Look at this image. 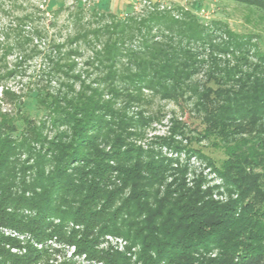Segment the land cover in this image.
Segmentation results:
<instances>
[{"label": "trees", "instance_id": "1", "mask_svg": "<svg viewBox=\"0 0 264 264\" xmlns=\"http://www.w3.org/2000/svg\"><path fill=\"white\" fill-rule=\"evenodd\" d=\"M235 1L263 12L259 30L207 26L190 8L176 17L157 6L142 17L93 15L102 22L93 28L79 5L73 33L46 56L48 84L23 92L3 83L46 30L25 31L35 22L26 14L0 32V264H45L47 250L35 244L53 238L101 264H264V0ZM84 52L75 73L72 58ZM154 98L199 120L200 128L172 122L188 145L157 143L206 160L225 199L144 147ZM202 141L222 159L192 146Z\"/></svg>", "mask_w": 264, "mask_h": 264}, {"label": "rangeland", "instance_id": "2", "mask_svg": "<svg viewBox=\"0 0 264 264\" xmlns=\"http://www.w3.org/2000/svg\"><path fill=\"white\" fill-rule=\"evenodd\" d=\"M58 5L61 6L58 14L51 12ZM79 5L84 16L83 22L93 23V28L102 23L98 17L93 15L110 16L116 13V15L123 17L126 13H130L133 16L142 17L147 11L153 10L154 6H157V10L161 11L170 9L172 15L176 17L179 12L190 8L192 13L197 15L205 25L212 26L215 21H220L238 33L253 31L254 29V31L259 30L261 27L259 18L263 15L261 10L235 0H0V32H6V28L9 26L14 27L16 25L14 18H22L26 14H31L30 16L35 19V22L27 23L23 28L25 31L31 32L32 28L37 26L46 30V36L41 40L34 38L33 44L37 46V49L32 54L30 53L29 57L23 59L24 61L17 68V73L6 79L4 85L23 92L26 86L31 85V83L48 84L49 77L47 75L50 64L46 56L53 42H62L67 35L73 33L75 13L78 11L77 6ZM76 25L79 28V21ZM224 25H218L217 35L222 34ZM221 38L225 39L226 36L221 35ZM0 39L3 40L2 33H0ZM253 42H256V40H253ZM262 44L264 47V43ZM86 54L84 52L82 57L72 58L77 64L75 73L84 69L82 64ZM221 57L223 58V56ZM203 59L205 60V58ZM6 60L10 66L15 64L19 60L18 51L14 50L9 53ZM52 85L55 88L57 87L54 82H52ZM75 88L78 89V85H75ZM3 107L9 109L8 105H3ZM136 110V107H131L129 111L134 112ZM185 110L188 109L185 108ZM148 115H155V118L145 128L142 142L144 147L146 148V144L149 142L154 150L178 162V165L186 170L187 181L190 182L193 178L199 175L202 176L203 188H211L213 198L225 199L224 183L211 170L206 160L195 153L188 152L185 147L178 150L157 143L160 138L173 137L182 145H188L184 137L172 134V122L175 119L181 120L187 122L190 127L200 128L199 120L189 117L188 112L180 109L175 102L159 100L158 98L153 99L150 108H148ZM47 134L52 135V132L47 130ZM152 141L153 143H151ZM192 146L201 148L206 156L216 162L223 157L221 151L209 146L207 141L193 142ZM173 166H176L175 163H173ZM42 248L47 250L45 264H101L95 260L85 258L84 255L75 253L73 246L58 242L54 238L46 241Z\"/></svg>", "mask_w": 264, "mask_h": 264}, {"label": "built area", "instance_id": "3", "mask_svg": "<svg viewBox=\"0 0 264 264\" xmlns=\"http://www.w3.org/2000/svg\"><path fill=\"white\" fill-rule=\"evenodd\" d=\"M19 238L20 239H23V236H19ZM108 238H109V240L111 241V242H113V244H118L119 245V247H121L122 246V243H121V241L120 240H118V239H115V238H112V237H109L108 236ZM114 239V240H113ZM119 242V243H118ZM38 248H42V244H35Z\"/></svg>", "mask_w": 264, "mask_h": 264}]
</instances>
